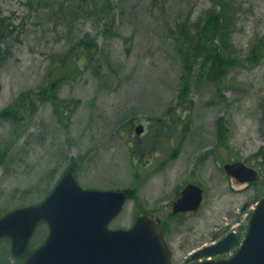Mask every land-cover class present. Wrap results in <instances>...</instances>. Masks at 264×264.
Masks as SVG:
<instances>
[{
	"label": "rangeland",
	"instance_id": "374dc122",
	"mask_svg": "<svg viewBox=\"0 0 264 264\" xmlns=\"http://www.w3.org/2000/svg\"><path fill=\"white\" fill-rule=\"evenodd\" d=\"M226 1L222 34L207 25L221 0H0V218L42 203L72 169L84 188L129 195L112 229L202 182L208 204L169 224L175 263L192 251L185 237L245 219L264 196V60L250 59L264 47V0ZM232 160L258 168V184L228 178Z\"/></svg>",
	"mask_w": 264,
	"mask_h": 264
},
{
	"label": "water",
	"instance_id": "95a60500",
	"mask_svg": "<svg viewBox=\"0 0 264 264\" xmlns=\"http://www.w3.org/2000/svg\"><path fill=\"white\" fill-rule=\"evenodd\" d=\"M143 130V124L136 127L138 134ZM224 167L241 181L257 178V170L243 161ZM126 199L123 190L83 188L70 169L42 203L16 208L1 217L0 237H10L14 255H21L44 220L50 234L26 264H171V247L155 218L140 215L131 228L109 227ZM201 200L202 188L191 183L176 208L197 209ZM236 242L237 235L231 232L195 256L226 252ZM193 264H264V197L251 215L241 246L230 258Z\"/></svg>",
	"mask_w": 264,
	"mask_h": 264
},
{
	"label": "flooded vegetation",
	"instance_id": "af4514ba",
	"mask_svg": "<svg viewBox=\"0 0 264 264\" xmlns=\"http://www.w3.org/2000/svg\"><path fill=\"white\" fill-rule=\"evenodd\" d=\"M246 164L250 167H253V166L249 165L248 163H246ZM253 168H255V167H253ZM256 169L259 172V169L258 168H256ZM227 176H228V178L233 180L236 185H240V189L253 188L255 185L258 184V180H259V179H257L255 181H249V180L241 181L237 177H235L229 173H227ZM191 183L196 184L197 186L202 188L201 204H200L199 208H197V209H181V210H179L176 208V204L179 201V199H181V197L183 196V191L186 188V186L188 184H191ZM127 196L129 197L128 194H127ZM207 199H208V192H207L206 186H204V184L202 182H200L199 180H197L195 178L193 180L187 181L183 185V187L181 189H179V191L176 193V197L173 200L169 201L167 208H166L167 210H164L160 206L155 212L150 209V210H146L144 214H147V215L154 217L163 226L165 236H166L167 240L169 241V243L171 245L172 252H173L174 249H173V246L171 244L170 237H169V229L171 228L169 224L171 223L173 225L175 220L180 221V222L190 221L196 214H198L208 204ZM258 202L259 201H257L256 204H258ZM251 208H252V205L250 206L249 202H245V204L242 206L241 211H246V213H247L246 218L242 219V218H240L239 215H236V217L234 218V220L236 222L232 223V224H228L227 226L222 228L221 231H219V230L216 231V237H214V239H212V240H209V237H210L209 233L200 234L199 236H197V238L195 237L194 239L191 238L190 236L185 237L182 240V246L184 249L191 248L192 251L186 257V259L183 260V262H181V263H175L174 257L172 254L171 264H193V263L203 262L206 260H217V259H221V258H228L231 255H233L235 253V251L239 248V246H240V244H241V242L245 236V233L247 231L248 224H249L248 218L250 217V213L252 211ZM248 210H249V212H248ZM239 218L242 220L240 221ZM233 227H236V228H233ZM231 232H233L237 235L238 240L229 249L230 251L225 252V253H221V254H214V255L199 254V255L195 256V254L199 253L201 250H203L207 246H211V245L218 243L221 239H223L225 236H227ZM32 251H35V250H32ZM4 253L9 255V253H12V250H0L1 258H2ZM12 255H13V253H12ZM14 258L16 260H18V257H14ZM0 263H1V261H0ZM11 263H9V264H11Z\"/></svg>",
	"mask_w": 264,
	"mask_h": 264
},
{
	"label": "trees",
	"instance_id": "16d2710c",
	"mask_svg": "<svg viewBox=\"0 0 264 264\" xmlns=\"http://www.w3.org/2000/svg\"><path fill=\"white\" fill-rule=\"evenodd\" d=\"M221 3L222 5H220V10L219 11H210L209 12V20H208V28L210 29V31L212 32H217V33H222V34H226L228 28H229V20L227 18V7L228 5L230 4V2L226 1V0H221ZM93 43V42H92ZM92 43H89L87 41H84V40H81L80 42L77 43L76 47L78 49H81L83 51V54L85 57H87L88 55H92L93 54V46ZM73 48L70 50L72 51ZM71 52H68L67 54H65V56H62L61 57V64L64 63V65H66L68 63V61H70V58H71ZM76 55H78V53L75 54V56H72V57H77ZM73 59V58H72ZM220 56H218L215 61H213V65H212V68H211V71L213 73V76H211V80L215 79L216 77V73L219 72L221 70V72H223V69L220 67ZM250 59L252 61H255V62H260L262 60H264V47L262 45H259V47L257 46V48H252L250 50ZM75 60L77 63H78V60L75 58L73 59ZM61 64H59L58 66H60ZM63 66V65H62ZM218 66V67H217ZM55 94H52V98L54 97ZM222 137V136H221ZM41 229H43L44 232H47L45 228H47V226L43 223L41 224ZM40 231H37L36 234L34 235L33 237V240L31 242V245L29 247V251L23 255V256H20L18 257L19 258H22L23 260L21 261L20 264H25V260H26V257L28 256V254L32 251V250H35L37 248V245L36 246H33V243L38 235ZM35 238V239H34ZM42 238H43V235H42ZM5 239L6 241L10 240V238L8 237H2L0 238V242L1 240ZM2 243V242H1ZM41 243V242H40ZM8 250V249H7ZM9 255L4 253L2 258L0 256V261L1 263L0 264H9L10 260L8 259Z\"/></svg>",
	"mask_w": 264,
	"mask_h": 264
}]
</instances>
